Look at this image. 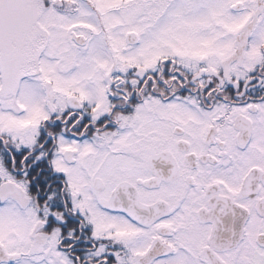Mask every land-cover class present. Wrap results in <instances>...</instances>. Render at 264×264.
<instances>
[{"label":"snow or ice","instance_id":"6c2138e0","mask_svg":"<svg viewBox=\"0 0 264 264\" xmlns=\"http://www.w3.org/2000/svg\"><path fill=\"white\" fill-rule=\"evenodd\" d=\"M0 264H264V0H0Z\"/></svg>","mask_w":264,"mask_h":264}]
</instances>
